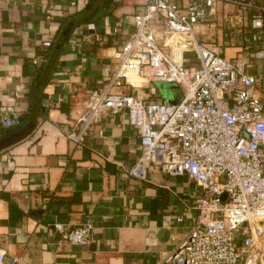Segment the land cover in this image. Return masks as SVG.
<instances>
[{"label":"crops","instance_id":"1","mask_svg":"<svg viewBox=\"0 0 264 264\" xmlns=\"http://www.w3.org/2000/svg\"><path fill=\"white\" fill-rule=\"evenodd\" d=\"M142 1H106L71 28L51 62L65 25L93 0H76V6L70 0H0V138L32 112L38 116L23 138L0 150V246L24 264H158L195 225L202 188L187 174L169 175L155 164L144 178L128 173L142 149L127 109L104 112L83 145L66 137L84 100L109 76L111 49L132 33ZM253 34L248 11L219 3L199 39L226 58L245 57L264 96V58L254 54L264 48V32L255 42ZM165 84L131 70L122 88L178 101ZM9 109L20 112V125H3ZM87 219L93 223L89 244L63 241L52 228L56 221L70 229Z\"/></svg>","mask_w":264,"mask_h":264},{"label":"built area","instance_id":"2","mask_svg":"<svg viewBox=\"0 0 264 264\" xmlns=\"http://www.w3.org/2000/svg\"><path fill=\"white\" fill-rule=\"evenodd\" d=\"M219 3L248 11L251 39L259 40L264 0H143L133 15L132 33L111 49L105 83L90 92L66 133L68 140L83 145L104 112L113 115L125 108L142 149L128 173L144 178L146 168L155 164L169 175L187 174L201 186L195 225L158 264H264V96L245 57L226 58L199 39L201 26L216 15ZM69 4L76 6V0ZM254 54L264 58V48ZM131 70L179 84L183 96L169 103L126 93L122 87ZM2 123L20 125V112L9 109ZM52 228L66 242L92 241L90 219L70 229L56 221ZM0 264L24 261L0 246Z\"/></svg>","mask_w":264,"mask_h":264},{"label":"water","instance_id":"3","mask_svg":"<svg viewBox=\"0 0 264 264\" xmlns=\"http://www.w3.org/2000/svg\"><path fill=\"white\" fill-rule=\"evenodd\" d=\"M107 0H93V2L91 3V5L89 6V8H87V10L81 15L78 16L76 18L71 19L64 27L63 31L61 32V35L59 36L57 43L55 45V48L52 52V57H51V62L53 61V59L56 57L57 52L59 50V48L61 47L66 35L68 34V32L71 30V28L87 19L88 17H90L97 9L102 8ZM176 86L175 83H167L165 84V88H174ZM38 121V116L36 115V111L32 112V114L30 115V117L28 118L27 122L20 127L18 130H16L15 132H13L12 134H9L7 136L1 137L0 138V150H2L3 148L10 146L11 144H13L14 142L18 141L19 139L23 138L32 128L34 125H36ZM226 196V194H222L221 198L224 199Z\"/></svg>","mask_w":264,"mask_h":264},{"label":"rangeland","instance_id":"4","mask_svg":"<svg viewBox=\"0 0 264 264\" xmlns=\"http://www.w3.org/2000/svg\"><path fill=\"white\" fill-rule=\"evenodd\" d=\"M173 89L175 92V98L179 100L183 96V93H184L183 88L181 87V85L176 84V86Z\"/></svg>","mask_w":264,"mask_h":264},{"label":"trees","instance_id":"5","mask_svg":"<svg viewBox=\"0 0 264 264\" xmlns=\"http://www.w3.org/2000/svg\"><path fill=\"white\" fill-rule=\"evenodd\" d=\"M109 1H110V0H107V3H108ZM90 4H91V3L88 2V3L85 5V6H86L85 9H87V8L90 6ZM62 27H63V24H62Z\"/></svg>","mask_w":264,"mask_h":264}]
</instances>
